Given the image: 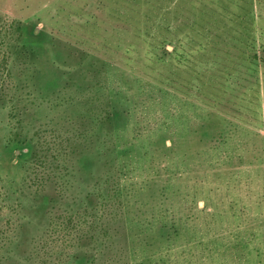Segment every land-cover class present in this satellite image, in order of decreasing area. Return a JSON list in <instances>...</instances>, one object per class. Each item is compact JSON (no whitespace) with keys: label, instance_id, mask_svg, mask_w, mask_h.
<instances>
[{"label":"rangeland","instance_id":"obj_1","mask_svg":"<svg viewBox=\"0 0 264 264\" xmlns=\"http://www.w3.org/2000/svg\"><path fill=\"white\" fill-rule=\"evenodd\" d=\"M0 264H264V0H0Z\"/></svg>","mask_w":264,"mask_h":264},{"label":"trees","instance_id":"obj_2","mask_svg":"<svg viewBox=\"0 0 264 264\" xmlns=\"http://www.w3.org/2000/svg\"><path fill=\"white\" fill-rule=\"evenodd\" d=\"M67 223H71V224H73V221H72V219H70V217H67Z\"/></svg>","mask_w":264,"mask_h":264}]
</instances>
